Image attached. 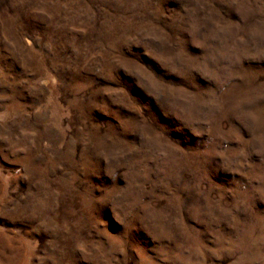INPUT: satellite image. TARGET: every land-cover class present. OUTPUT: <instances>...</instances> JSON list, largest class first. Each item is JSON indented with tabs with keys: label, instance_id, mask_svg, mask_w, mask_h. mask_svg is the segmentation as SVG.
Instances as JSON below:
<instances>
[{
	"label": "rangeland",
	"instance_id": "obj_1",
	"mask_svg": "<svg viewBox=\"0 0 264 264\" xmlns=\"http://www.w3.org/2000/svg\"><path fill=\"white\" fill-rule=\"evenodd\" d=\"M0 264H264V0H0Z\"/></svg>",
	"mask_w": 264,
	"mask_h": 264
}]
</instances>
